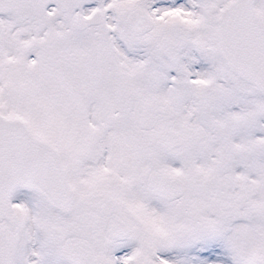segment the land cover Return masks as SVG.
Listing matches in <instances>:
<instances>
[{
	"label": "snow or ice",
	"instance_id": "obj_1",
	"mask_svg": "<svg viewBox=\"0 0 264 264\" xmlns=\"http://www.w3.org/2000/svg\"><path fill=\"white\" fill-rule=\"evenodd\" d=\"M0 264H264V0H0Z\"/></svg>",
	"mask_w": 264,
	"mask_h": 264
}]
</instances>
